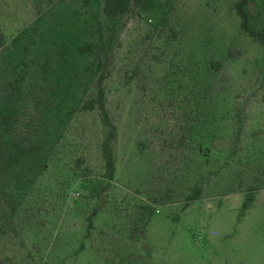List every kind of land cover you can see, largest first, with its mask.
Masks as SVG:
<instances>
[{
    "label": "rangeland",
    "instance_id": "1",
    "mask_svg": "<svg viewBox=\"0 0 264 264\" xmlns=\"http://www.w3.org/2000/svg\"><path fill=\"white\" fill-rule=\"evenodd\" d=\"M237 1L107 18L103 0H0V111L21 80L0 151L35 147L0 168V264H264V49ZM249 10L264 29V0ZM85 40L94 52L77 53ZM99 78L111 180L100 112L83 108Z\"/></svg>",
    "mask_w": 264,
    "mask_h": 264
},
{
    "label": "trees",
    "instance_id": "2",
    "mask_svg": "<svg viewBox=\"0 0 264 264\" xmlns=\"http://www.w3.org/2000/svg\"><path fill=\"white\" fill-rule=\"evenodd\" d=\"M254 2V0H238L234 7L237 16L239 17V27L246 33L248 36L256 40L264 49V29L257 28L251 20V14L249 10V3ZM149 4V0H103L102 13L107 18H115L119 15H122L129 11L132 7H142L145 8ZM101 38V35H100ZM6 43L5 37L0 32V44L1 46ZM96 44L90 40H85L82 43L78 44L75 47L77 53L80 54H91L94 52ZM99 48H103V44L99 45ZM24 50H27V47H24ZM67 51V46L62 44L59 53L64 55ZM51 56L45 55L43 61L40 63L41 68L46 73L50 68ZM102 76V75H100ZM101 78V77H100ZM98 79L96 86L95 96L88 99L84 104L83 108L86 110L98 109L101 115V121L104 127L106 128V135L101 143V156L104 163V177L108 180L113 178L114 174V152H113V141L116 136V127L113 122L110 120L108 111L105 106V95L101 87V79ZM4 87L9 92V101L0 111V127L3 128V131L6 135H11V127L16 122V108L12 102L13 97H18L21 94V80L19 77L15 76L11 79L5 80ZM4 138V137H2ZM8 139H4L3 144L6 146ZM2 142V141H1ZM13 149L6 151H0V168L2 167L3 171H7L9 168L15 166L20 162V160L27 155L31 150H34L33 145H22L15 141L11 140ZM198 192V191H197ZM3 194L6 195L7 191H3ZM197 193L192 195L190 199L196 198ZM4 208V207H3ZM5 209V208H4ZM13 227L7 224H0V231L5 229L4 236L10 232ZM21 229V226H20ZM1 234V233H0ZM6 238V237H4ZM23 245H20L22 248Z\"/></svg>",
    "mask_w": 264,
    "mask_h": 264
}]
</instances>
